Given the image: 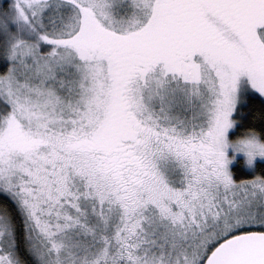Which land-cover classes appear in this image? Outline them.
I'll list each match as a JSON object with an SVG mask.
<instances>
[{
    "label": "snow or ice",
    "instance_id": "6c2138e0",
    "mask_svg": "<svg viewBox=\"0 0 264 264\" xmlns=\"http://www.w3.org/2000/svg\"><path fill=\"white\" fill-rule=\"evenodd\" d=\"M0 58V264H264V0H6Z\"/></svg>",
    "mask_w": 264,
    "mask_h": 264
},
{
    "label": "trees",
    "instance_id": "16d2710c",
    "mask_svg": "<svg viewBox=\"0 0 264 264\" xmlns=\"http://www.w3.org/2000/svg\"><path fill=\"white\" fill-rule=\"evenodd\" d=\"M1 2H6V0H2ZM248 87L245 83H242L240 86L239 102L236 106L237 111L232 116V118L236 119V123L234 124L233 130L229 133L230 139L242 133L246 127L247 117L253 108L264 107V97H261L257 92L252 91ZM260 139L264 140V134L260 136ZM231 171L234 179H241L254 175V173L264 175V162L257 161L254 170L250 171L246 169L243 160L239 158L231 166Z\"/></svg>",
    "mask_w": 264,
    "mask_h": 264
},
{
    "label": "clouds",
    "instance_id": "9594fccd",
    "mask_svg": "<svg viewBox=\"0 0 264 264\" xmlns=\"http://www.w3.org/2000/svg\"><path fill=\"white\" fill-rule=\"evenodd\" d=\"M227 147H231L234 154H243V162L249 167L253 165L254 157H264V155H261V150L264 149V140L260 139L258 131L253 129H244L240 135L232 139H228L225 135L223 144L224 155ZM227 158L232 159L233 157Z\"/></svg>",
    "mask_w": 264,
    "mask_h": 264
},
{
    "label": "rangeland",
    "instance_id": "374dc122",
    "mask_svg": "<svg viewBox=\"0 0 264 264\" xmlns=\"http://www.w3.org/2000/svg\"><path fill=\"white\" fill-rule=\"evenodd\" d=\"M2 0H0V2H1ZM6 61L4 60V59H2V58H0V67H1V70L4 68V67H6ZM242 83H245L246 85H248V83H247V77L246 76H241L239 79H238V85H239V87H238V97H239V91H240V86H241V84ZM249 86V85H248ZM249 89H251L250 88V86L248 87ZM252 91H255V90H253V89H251ZM256 92V91H255ZM232 116H233V114H230V118H232ZM233 128H234V125H233V127L232 128H230L229 130H227V132H226V137L228 138V139H230L229 138V133L233 130ZM225 155H226V157H233L232 159H229L228 160V163H227V168H228V171L230 172V174L232 175V171H231V166L232 165H234V163H236L237 162V159H239V158H241L243 161H244V157H243V154H241V153H233L232 152V149H231V147H227L226 149H225ZM257 161H261V162H264V157H254V160H253V165L251 166V167H249V166H246L245 164V167H246V169L247 170H250V171H253L254 170V167H255V163L257 162ZM256 173H254V175H255ZM232 177H233V175H232ZM234 179V178H233Z\"/></svg>",
    "mask_w": 264,
    "mask_h": 264
}]
</instances>
